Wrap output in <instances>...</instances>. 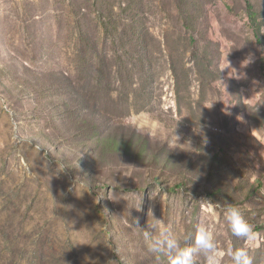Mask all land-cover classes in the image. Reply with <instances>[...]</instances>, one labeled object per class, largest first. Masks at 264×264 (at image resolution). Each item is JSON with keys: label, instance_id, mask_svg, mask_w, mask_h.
Returning <instances> with one entry per match:
<instances>
[{"label": "rangeland", "instance_id": "rangeland-1", "mask_svg": "<svg viewBox=\"0 0 264 264\" xmlns=\"http://www.w3.org/2000/svg\"><path fill=\"white\" fill-rule=\"evenodd\" d=\"M252 2L261 39L245 0H0V264H168L154 217L185 247L206 225L216 264L229 248L264 264Z\"/></svg>", "mask_w": 264, "mask_h": 264}, {"label": "clouds", "instance_id": "clouds-1", "mask_svg": "<svg viewBox=\"0 0 264 264\" xmlns=\"http://www.w3.org/2000/svg\"><path fill=\"white\" fill-rule=\"evenodd\" d=\"M222 210L233 236L244 240L254 237L253 227L248 222L242 206L228 202L222 205ZM162 225L163 221L154 217V221L149 222L147 230H144L150 252L166 256L168 264H196L197 255H203L209 264H216L219 256L217 243L206 225H197L194 242L190 247L183 246L181 240L175 234H170ZM227 252L233 264H254V258L245 248H229Z\"/></svg>", "mask_w": 264, "mask_h": 264}, {"label": "trees", "instance_id": "trees-1", "mask_svg": "<svg viewBox=\"0 0 264 264\" xmlns=\"http://www.w3.org/2000/svg\"><path fill=\"white\" fill-rule=\"evenodd\" d=\"M246 2V7H247V13H248V16H249V19L251 20L252 22V26H253V29L255 31V34L257 36V38L261 39L260 38V25L258 24V20H257V10L255 9V6L252 2V0H245Z\"/></svg>", "mask_w": 264, "mask_h": 264}]
</instances>
